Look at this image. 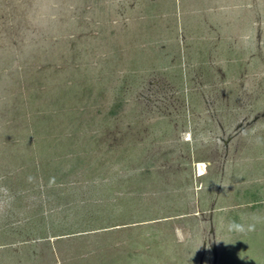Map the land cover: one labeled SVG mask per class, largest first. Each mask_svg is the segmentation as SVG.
Segmentation results:
<instances>
[{
  "label": "rangeland",
  "instance_id": "obj_1",
  "mask_svg": "<svg viewBox=\"0 0 264 264\" xmlns=\"http://www.w3.org/2000/svg\"><path fill=\"white\" fill-rule=\"evenodd\" d=\"M0 264H264V0H0Z\"/></svg>",
  "mask_w": 264,
  "mask_h": 264
}]
</instances>
